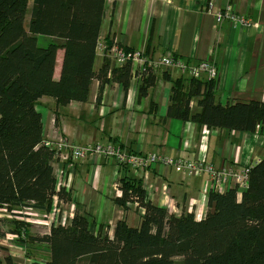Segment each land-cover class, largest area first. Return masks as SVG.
I'll use <instances>...</instances> for the list:
<instances>
[{
	"label": "trees",
	"instance_id": "obj_1",
	"mask_svg": "<svg viewBox=\"0 0 264 264\" xmlns=\"http://www.w3.org/2000/svg\"><path fill=\"white\" fill-rule=\"evenodd\" d=\"M106 3L0 0V210L12 215L31 208L50 214L54 198L61 204L73 203L71 191L57 188V153L44 145L45 128L37 103L45 97L58 107L87 103L96 81L99 104L107 85L119 84L128 92L134 79L132 62L112 66L105 55L102 68L95 71ZM41 38L46 46H40ZM113 46L108 43L106 54ZM59 51L64 59L56 79ZM144 57L148 59V52ZM153 70L148 67L139 84L141 99L155 86ZM163 78L172 86L167 119L247 134L264 124L262 103L221 105L218 82L191 77L186 85L168 72ZM194 99L200 108L197 114H192ZM121 171L122 198L114 202L124 210L135 204L143 210L138 227L120 220L111 238L77 206L69 224H52L49 232L39 236L27 223L1 221L8 231L0 226V238L11 233L18 236L14 242L23 246H43L50 255L34 264H264V160L250 166L248 186L240 198L236 188L210 191L207 204L213 211L202 220L193 213L177 216L156 207L129 167ZM0 264L14 262L0 255Z\"/></svg>",
	"mask_w": 264,
	"mask_h": 264
},
{
	"label": "crops",
	"instance_id": "obj_2",
	"mask_svg": "<svg viewBox=\"0 0 264 264\" xmlns=\"http://www.w3.org/2000/svg\"><path fill=\"white\" fill-rule=\"evenodd\" d=\"M106 2L100 44L108 46L112 42L125 49L148 52L157 76L155 86L141 99L139 83L135 80L127 93L119 84H110L105 87L100 104L98 81L94 82L87 103L58 107L53 99L45 97L37 103L43 117L44 140L60 137L79 146L115 144L143 155L159 154L188 161L204 157L217 169L230 166L242 170L264 160V124L254 134L217 129L203 143V127L194 122L167 119L172 86L163 75L168 72L173 80L181 78L186 85L192 75L175 67L164 69L160 64L169 53L189 67L207 61L220 71L215 82H218L216 95L221 105L264 104V0ZM229 9L238 17L249 19V27L232 25L226 19L217 21V16ZM58 53L56 79H60L64 59V53ZM103 61L104 56L97 51L96 72L102 68ZM191 108L192 114L200 112L198 99L192 101ZM55 167L56 172L64 170L66 183L71 180L73 203H58L61 213L69 220L73 219L78 206L86 217L102 225L111 238L120 220L133 228L140 225L141 214L137 208L124 210L114 202L112 192L123 175L121 170H116L114 161L90 158L68 164L57 160ZM130 175L133 176V172L130 171ZM136 175L144 185L148 200L158 208L182 216L190 214V205L195 202L193 211L197 220L213 211L207 198H203L208 176L187 177L160 165ZM133 211L139 217L132 220ZM1 221L13 220L1 219L0 226ZM2 228L8 231L7 226ZM3 243L0 244L2 257H11L14 264H27L21 243L12 244L14 251Z\"/></svg>",
	"mask_w": 264,
	"mask_h": 264
},
{
	"label": "built area",
	"instance_id": "obj_3",
	"mask_svg": "<svg viewBox=\"0 0 264 264\" xmlns=\"http://www.w3.org/2000/svg\"><path fill=\"white\" fill-rule=\"evenodd\" d=\"M211 8V6H210ZM209 8V9H210ZM224 19L228 20L232 25H241L249 27L251 24L250 20L247 18H240L238 17L234 12H232L230 9L226 10L224 13H221L217 16V21L224 22ZM107 46L104 44L101 45L98 49V51L102 54V56L107 55V57L110 59L112 66H122L125 63H128V61L132 62V68L134 71V79L136 82L140 84L142 77L144 76V73L146 72V69L148 67H152L151 61L148 58L144 57V52L140 51H132L127 52L126 50H123L122 47H119L118 45H114L111 49H109L108 53L106 54ZM161 66L165 68H172L175 67L178 68L183 73H189L192 75V77L196 79H203L206 78L208 80H213L219 78V70L211 65L209 62L205 61L199 64L195 67H189L186 62H184L181 59L175 60L173 55L169 53L165 58L161 60ZM138 84V85H139ZM215 130L209 129L208 127H203L202 129V142L205 143L207 138L214 133ZM45 147H48L52 150H54L57 153V160H61L64 163L72 164L77 163L80 161H84L87 158H92L94 161H101V160H114L117 163L116 170L119 172L121 170V167L128 166L131 172H135L138 174L139 172H146V170H149L151 168H154L158 165L166 167V168H173L177 172L181 173L182 175H185L187 177H199V176H208V183L206 185V188L203 191V198L206 199L208 197V194L210 191L214 192H226L229 190H232V188H236L237 191L245 192L248 182H249V173H250V167H244L242 170H236L234 167L230 166H224L222 168H215L212 164L209 162H206L204 157H199L198 159H195L194 161H188V160H180V159H174V158H168L165 156H160L159 154H139V153H129L126 149L122 147H118L115 144H108V145H87V146H79L72 142H70L67 139H59L58 140H45L44 141ZM58 176V185L65 186L66 181L65 179V172L63 169H60V171L56 172ZM62 182L60 183V181ZM71 180H68L67 186L70 184ZM114 189L116 191V195L119 198H122V190L121 186L118 183H115ZM70 190V189H69ZM239 198L242 196L243 193H238ZM56 208H58L57 205H54ZM130 206V205H129ZM134 206H137L135 204ZM190 208V214L193 213V207L191 203ZM132 207V205L130 206ZM27 211L35 212L31 208H25ZM19 211L18 214L25 215L27 212L24 213V211ZM59 210V209H58ZM142 210V209H141ZM6 211V210H5ZM143 211V210H142ZM17 211H14L16 213ZM37 213V212H36ZM39 213V212H38ZM50 213L55 216L62 217V220L60 222L61 225L69 224V220L67 218V215L64 213H61L60 210H51ZM28 215V214H27ZM50 217L44 215V222ZM58 219L54 221L55 223L58 222ZM53 223V222H52ZM18 238V237H17ZM16 238V239H17Z\"/></svg>",
	"mask_w": 264,
	"mask_h": 264
},
{
	"label": "rangeland",
	"instance_id": "obj_4",
	"mask_svg": "<svg viewBox=\"0 0 264 264\" xmlns=\"http://www.w3.org/2000/svg\"><path fill=\"white\" fill-rule=\"evenodd\" d=\"M30 4H31V2H30ZM28 24H29V18H28V20L26 21V28H28ZM39 42H40V46L42 47V46H46V43L45 42H43V40H42V38L41 39H39ZM132 73L134 74V71H132ZM190 75V74H189ZM59 139H62V138H60L59 137ZM87 159H90V158H87ZM92 159V158H91ZM112 161H114V160H112ZM114 163H115V167L117 168V163H116V161H114ZM133 177H137V175H136V173L135 172H133ZM62 182V180L60 181V183ZM67 184L68 183H66V185L65 186H63V185H61V186H59L58 185V187L57 188H59V189H61V187L62 188H66L68 191H71V190H69V189H71L70 188V186H71V182H70V184L67 186ZM238 193H245V192H242V191H239L238 190ZM112 194H113V197L114 198H119V197H117V195H116V191H115V189H113V192H112ZM243 194H241V195H243ZM238 196H239V194H238ZM53 200H55L56 201V203H54V205H57L58 206V208H56L54 205H53V210L55 209V210H57V211H59L60 210V207H59V205H58V203H59V201H57V198H54ZM60 204V203H59ZM194 205H196L195 204V202H192V206H194ZM134 208H138L137 206H133ZM132 207V208H133ZM195 207V206H194ZM131 208V207H130ZM129 208V209H130ZM131 208V209H132ZM59 209V210H58ZM139 211V213L141 214V216L143 215V211L140 209V210H138ZM18 212L19 211H17L16 213H13L12 215L11 214H9V213H7V212H5V210L4 209H1L0 210V220L1 219H9V218H11V220H16V221H19V222H23V223H27V224H29V226H35V229L34 228H32V233H33V235H42V234H45V231H47V229H49L50 230V228H51V226H52V224H56V225H61L60 224V222L61 221H63L62 220V218L64 217V216H62V217H59V219H58V217L57 216H55L54 214L52 215V213H50V214H42V213H36V212H32V211H24V213L25 212H27V214H25V215H22V214H18ZM61 212V211H60ZM44 215H46V216H48V217H50L46 222V224H45V220H44ZM132 218V220L133 219H137V217H139V215H138V213L137 212H134L133 211V213H132V216H131ZM56 219H58V222H54V221H56ZM68 219V217L66 218V220ZM69 220V219H68ZM53 222V223H52ZM71 222V220H69V223ZM63 226V225H62ZM8 230V229H7ZM49 232V231H48ZM47 233V232H46ZM18 236L17 235H12L11 233H7L6 234V236L4 237V238H2V239H0V244H2L3 242V245H5L6 246V248L7 249H9L10 251H14L15 250V248L13 247L14 245H12V244H14V243H16V242H14L15 240H17L16 238H17ZM13 242V243H12ZM2 245V246H3ZM22 248H24V250L26 251V254H25V258H24V260H25V263H27V264H34L35 262L36 263H40V262H43L44 260H43V258H45V257H47L48 256V253H47V250H45V248L43 247V246H36V245H25L24 247H22ZM23 251V250H22ZM25 251H23V253L25 252ZM24 255V254H23Z\"/></svg>",
	"mask_w": 264,
	"mask_h": 264
}]
</instances>
